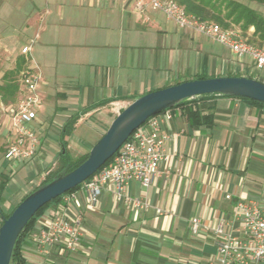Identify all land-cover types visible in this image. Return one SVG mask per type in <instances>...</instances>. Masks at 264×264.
Listing matches in <instances>:
<instances>
[{
    "label": "crops",
    "instance_id": "crops-1",
    "mask_svg": "<svg viewBox=\"0 0 264 264\" xmlns=\"http://www.w3.org/2000/svg\"><path fill=\"white\" fill-rule=\"evenodd\" d=\"M41 1L0 0V62L16 56L14 67L7 71L15 68L18 58L24 59L18 50L19 39L32 30L29 43L40 41V33L47 30L48 23L68 28L64 45L81 49L67 57L89 55L104 61L111 48L116 67L106 69L104 78L98 76L96 83L102 88L96 92L97 102L92 100L93 90L82 91L76 100L64 89H52L38 66L26 56L27 65L37 68L42 77L38 88L41 106L32 123L38 138L36 153L20 162L28 173L32 166L41 176L49 173L42 172L54 166V162L47 166L48 155L50 151L60 155L63 127L74 117L78 119L72 132L64 138L68 156L73 143L77 144L72 133L84 116L109 126L134 98L199 74L257 79L255 72L241 71L245 59H236L228 49L203 35L178 28L149 7L139 13L128 0H51L64 5L57 8L58 18H52L51 10L37 9ZM54 44L55 40H49L42 47ZM216 44L224 53L214 48ZM7 71L0 72V77ZM188 107L197 110L200 123H191ZM188 107H176L156 116L160 132L169 135L164 148L167 159L160 163L152 185L143 188L132 181L127 188L131 198L146 201V208L136 210L117 203L107 190L94 208L84 207L80 195L62 210L54 203L26 236L22 249L26 264H201L216 254L217 240L212 230L220 220L226 221L225 231L238 234L236 204L264 207V108L228 96H207ZM75 109L81 111L80 116L77 112L67 114ZM103 112L110 114L109 119L100 115ZM2 201L1 196L0 204ZM53 211L80 216L83 239L77 253H61L57 247L40 249L32 241L42 221ZM192 219L199 222L195 234L190 231Z\"/></svg>",
    "mask_w": 264,
    "mask_h": 264
},
{
    "label": "built area",
    "instance_id": "built-area-1",
    "mask_svg": "<svg viewBox=\"0 0 264 264\" xmlns=\"http://www.w3.org/2000/svg\"><path fill=\"white\" fill-rule=\"evenodd\" d=\"M128 1L136 12L140 13L147 7L159 11L178 28L203 35L228 49L236 59L250 58L255 69L264 67V41L259 45L250 43L238 28L224 29L214 21L201 20L186 13L174 0ZM33 43L31 41L21 48L25 64L18 74L16 98L12 103L0 106L5 138L3 156L10 163H20L33 157L38 144L32 123L37 119V111L41 106L38 88L42 77L37 68L27 65L29 60L26 58ZM168 139V134L160 132L156 116L150 118L130 135L107 166L84 181L78 189L60 196L55 208L62 210L79 195L84 207L94 208L105 190L110 192L115 202L123 203L128 208H146V201L131 198L127 188L132 181L138 182L143 188L155 182L160 163L167 159L164 148ZM225 198L230 197L227 195ZM157 214H160L159 210ZM234 216L239 223V233L225 231L226 221L220 220L212 230L217 240L216 254L201 264L264 263V207L238 202ZM41 224V229L31 238L37 247L45 250L46 247H57L61 253L67 254L78 252L83 239L80 216L69 217L63 211H53ZM198 228V220L192 219L191 233L195 234Z\"/></svg>",
    "mask_w": 264,
    "mask_h": 264
},
{
    "label": "water",
    "instance_id": "water-1",
    "mask_svg": "<svg viewBox=\"0 0 264 264\" xmlns=\"http://www.w3.org/2000/svg\"><path fill=\"white\" fill-rule=\"evenodd\" d=\"M209 95L246 98L264 104V83L248 77L194 79L134 98L119 110L102 136L89 148L83 163L69 172L62 171L38 187L1 221L0 264H10L19 234L40 208L93 176L147 120L182 102ZM65 152L66 147L61 145V154Z\"/></svg>",
    "mask_w": 264,
    "mask_h": 264
},
{
    "label": "rangeland",
    "instance_id": "rangeland-1",
    "mask_svg": "<svg viewBox=\"0 0 264 264\" xmlns=\"http://www.w3.org/2000/svg\"><path fill=\"white\" fill-rule=\"evenodd\" d=\"M241 1L246 2L245 0ZM62 5L63 4L55 3L51 0H48L46 3L45 0H42L41 3L37 5V9L41 12L45 10H51L52 18H58L56 15L57 8ZM248 5L264 14V5H258L253 2L248 3ZM90 12H92V10H90ZM158 16L161 20L164 19L160 14ZM77 29L78 28H75L74 31ZM80 29H78V31ZM69 31L70 30L68 28L61 29L58 27H51V25L48 23L47 30L45 32H39L41 37L40 41L37 40L32 44V50L28 54V57L31 59L32 64L38 66L40 72L49 82L52 89H64L66 92L73 94L76 100L80 99L82 91L93 90L94 95L92 100L93 102H97L99 97L97 96L96 92L101 90L102 87L97 85L96 80L98 76L103 75V78L105 77L106 69H109L110 71L111 69L114 70L116 67V56L113 54L115 52H113L114 50H111V48H108L107 53L109 55L104 61L99 59L97 56H93L91 58L89 55L81 58L67 57L68 53H77L81 50H74V48L64 45V41L67 39ZM33 34L34 32L31 30L29 31L28 36H24L19 39V51L22 45L29 44V39L33 37ZM49 40H55L57 44L46 45L45 48H43V42H48ZM214 48L224 53V50L217 44L214 45ZM87 51V53H90L92 49ZM94 51H97L96 53H98V50ZM138 51L139 50L137 49V52ZM137 52L136 54H138ZM15 57L16 56L10 57L9 59L5 58L2 64L0 62V72H4L10 68H13L14 59H16ZM251 62L252 61L250 58H245L243 66L240 67L242 68L241 71L255 72L256 78L264 83V67L261 69H254ZM2 83L3 81L0 77V84ZM0 103L4 104L1 98ZM80 104L81 103L78 101V107ZM75 112H77V115L80 116L81 111H76V109L68 112L67 114L70 115ZM100 115L104 116V118L106 117V119H109L110 117V114L107 115V112H103ZM0 119H2L1 111ZM100 121L101 120L94 119L93 117L87 118L85 116L80 120L79 124L72 133V137L77 142V144L73 143L75 145L73 146V149L71 148L70 150L69 158L71 160H76L78 157L85 154L86 151H88V148L94 144L104 133L107 124L102 125ZM2 128L3 124L0 120V181L3 177H8V181L2 194L4 201L1 202L0 208L6 214L11 211V209L24 195L38 186L40 182L44 180L47 174L41 176L34 169V166H32L33 170L28 173V170L25 168L26 166L20 164L19 162L9 164L5 163L2 157L5 140L2 133ZM56 146L60 148L58 144H56ZM48 156L47 166L51 165L52 162H54V166L47 169H42V172L48 171L49 173H52L61 166L60 155L50 151ZM44 168L46 167L44 166ZM1 173L5 175L3 176Z\"/></svg>",
    "mask_w": 264,
    "mask_h": 264
},
{
    "label": "trees",
    "instance_id": "trees-1",
    "mask_svg": "<svg viewBox=\"0 0 264 264\" xmlns=\"http://www.w3.org/2000/svg\"><path fill=\"white\" fill-rule=\"evenodd\" d=\"M174 1L177 2L180 6H182L186 11V13L194 15L195 17H198L201 20L214 21L224 29L238 28L240 32L243 34V36H245L250 43L259 45L264 41V14L258 11L257 9L251 8L248 5V3L250 2L256 3L258 5H264V0H245L246 2H242L241 0H174ZM250 29H252V32L249 34ZM24 64H25V60L22 57L18 58L16 61L15 68L13 70L7 71L2 76L3 83L0 84V98L2 99L4 105H8L12 103L17 96L18 87H19L18 74ZM226 77H243V76L228 75ZM207 78H212V77H209L205 74H199L191 80L207 79ZM209 96H213V95H209ZM204 97L207 96H202L199 99H202ZM235 98H239V97H235ZM240 99H245L257 106L264 108V104L262 103L252 101L246 98H240ZM196 102L197 100L192 99L190 101L182 102L177 106H175L174 108L180 106L188 107V104H192ZM187 112H188V118L191 121V123L201 122L196 109L188 107ZM77 119H78L77 117H74L63 127L61 145H63L64 147H66V142L64 141V138L71 134L73 124L76 122ZM87 156H88V152L85 153L83 156L78 157L76 160H71L67 154V150L64 155H62L60 151L61 166L55 172L48 173L44 178V180L33 190H31L26 195H24L19 202H21L31 192L35 191L38 187L51 181V179L54 176L58 175L62 171L66 170V172H69L74 168H76L77 166H79L81 163H83L86 160ZM110 161L111 159L108 160L101 168L107 166L110 163ZM7 181H8L7 176L3 177L0 181V198L5 189ZM81 185L82 183L80 185H77L74 189L68 192H72L78 189ZM59 199L60 197L44 205L29 220L26 227L22 230V232L18 236V239L15 243L11 255L10 264H26V261L22 254V249L25 243L26 236L35 226L38 217L41 216L48 207L56 203ZM17 204L11 209L10 212L6 214L0 208V219L3 220L7 218L14 210V208L17 206Z\"/></svg>",
    "mask_w": 264,
    "mask_h": 264
}]
</instances>
